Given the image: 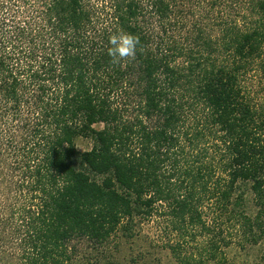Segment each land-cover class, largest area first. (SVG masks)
Wrapping results in <instances>:
<instances>
[{
	"label": "trees",
	"instance_id": "1",
	"mask_svg": "<svg viewBox=\"0 0 264 264\" xmlns=\"http://www.w3.org/2000/svg\"><path fill=\"white\" fill-rule=\"evenodd\" d=\"M150 220L177 264L264 239V0H0V264H119Z\"/></svg>",
	"mask_w": 264,
	"mask_h": 264
},
{
	"label": "rangeland",
	"instance_id": "2",
	"mask_svg": "<svg viewBox=\"0 0 264 264\" xmlns=\"http://www.w3.org/2000/svg\"><path fill=\"white\" fill-rule=\"evenodd\" d=\"M89 148L88 140L78 141L79 150ZM247 212H256L252 202L248 203ZM159 226L161 227V224L154 220L146 221L137 228L134 238L114 239L112 251L116 258L115 263L177 264L168 248V243L172 242L173 238L168 237L166 231ZM222 227L227 238L231 240V244L225 248V256L219 262H210V264H264V239L257 244H250L238 236L240 228L233 222L226 221Z\"/></svg>",
	"mask_w": 264,
	"mask_h": 264
},
{
	"label": "clouds",
	"instance_id": "3",
	"mask_svg": "<svg viewBox=\"0 0 264 264\" xmlns=\"http://www.w3.org/2000/svg\"><path fill=\"white\" fill-rule=\"evenodd\" d=\"M108 55L111 63L119 65L122 61L135 59L140 44L139 37L129 33L113 34L109 38Z\"/></svg>",
	"mask_w": 264,
	"mask_h": 264
}]
</instances>
